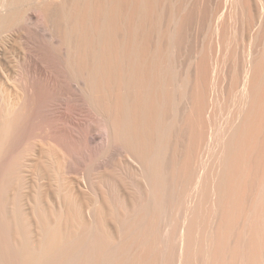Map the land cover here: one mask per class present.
<instances>
[{"label": "bare ground", "instance_id": "obj_1", "mask_svg": "<svg viewBox=\"0 0 264 264\" xmlns=\"http://www.w3.org/2000/svg\"><path fill=\"white\" fill-rule=\"evenodd\" d=\"M0 264H264V0H0Z\"/></svg>", "mask_w": 264, "mask_h": 264}, {"label": "rangeland", "instance_id": "obj_2", "mask_svg": "<svg viewBox=\"0 0 264 264\" xmlns=\"http://www.w3.org/2000/svg\"><path fill=\"white\" fill-rule=\"evenodd\" d=\"M221 116H223V117L225 116V117H226V114H225V115H224V114L220 115L219 119L222 118ZM225 117H224V118H225ZM224 118H223V119H224ZM223 119H222V120H223Z\"/></svg>", "mask_w": 264, "mask_h": 264}]
</instances>
